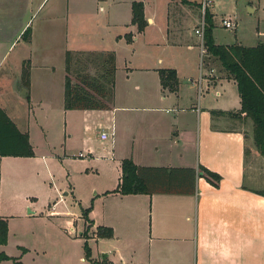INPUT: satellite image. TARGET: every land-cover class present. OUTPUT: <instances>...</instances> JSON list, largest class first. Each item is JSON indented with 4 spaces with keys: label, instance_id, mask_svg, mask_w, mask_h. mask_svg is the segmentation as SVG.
I'll use <instances>...</instances> for the list:
<instances>
[{
    "label": "crops",
    "instance_id": "0c3cea01",
    "mask_svg": "<svg viewBox=\"0 0 264 264\" xmlns=\"http://www.w3.org/2000/svg\"><path fill=\"white\" fill-rule=\"evenodd\" d=\"M174 2L0 0V82L9 83L12 96L25 91L26 108L20 117L0 96V109L28 136L30 113L51 107L65 113L66 120L71 112L101 111L112 125L124 128L116 188L106 192V229L112 231L107 240L121 264H264V196L258 194L264 192V159L253 145L249 121L212 116L241 107L236 83L218 61L216 69L207 55L204 94L188 62L180 57L164 62L158 56L160 47L177 54L196 45L188 35L191 18L174 21ZM133 3L144 8L141 31L132 22ZM109 53L115 75L106 110L66 111L64 85L57 103L45 99L48 92L38 93V83L57 66L66 76V54ZM161 71H174L176 90L162 85ZM210 87L216 97L211 102L206 98ZM111 144L113 153L114 139ZM124 160L136 168H203L220 182L214 186L197 176L191 195H122L116 190Z\"/></svg>",
    "mask_w": 264,
    "mask_h": 264
},
{
    "label": "rangeland",
    "instance_id": "374dc122",
    "mask_svg": "<svg viewBox=\"0 0 264 264\" xmlns=\"http://www.w3.org/2000/svg\"><path fill=\"white\" fill-rule=\"evenodd\" d=\"M173 1L175 4L170 8L174 21L179 17L185 20L190 17L193 21L188 35L196 45L192 51H186L184 46L177 54L168 48L162 52L165 48L160 47L158 56L163 60L183 58L195 82L203 83L206 94L205 79L210 74L206 67L208 54H201L199 39L194 34L201 20L196 18L200 0ZM208 1L212 3L208 13L215 42L244 47L264 45V0ZM175 9L180 12L174 13ZM223 19L236 23V29H224ZM160 35L165 37V33ZM100 57L70 55L69 77L74 81L76 75H99ZM211 60L219 68L217 60L213 57ZM64 77V70L57 66L47 80L38 83V93L44 96L48 92L45 99L57 103ZM9 86L0 82V96L10 112L16 111L21 117L26 109L21 97L23 90L12 96ZM210 88L206 98L211 102L216 97ZM56 109H34L30 113L27 122L32 157L0 160V221L6 226V243L0 245V253L9 258L0 264H121L105 233L106 192L116 188V167L125 152L121 138L124 128L112 125L101 111L71 112L66 120L65 113ZM103 132L109 135L108 141L99 140ZM112 139L117 147L113 153Z\"/></svg>",
    "mask_w": 264,
    "mask_h": 264
},
{
    "label": "trees",
    "instance_id": "16d2710c",
    "mask_svg": "<svg viewBox=\"0 0 264 264\" xmlns=\"http://www.w3.org/2000/svg\"><path fill=\"white\" fill-rule=\"evenodd\" d=\"M132 22L139 31L145 26L143 6L132 5ZM204 47L208 56L215 58L228 78L236 83L240 98V110L236 113L213 112L212 116L227 117L252 125V141L258 154L264 159V45L243 47L237 44H215L212 38V17L206 11L204 15ZM99 75H76L74 81L69 77L70 54H66L64 109L95 111L106 110L113 98L115 60L112 53L100 55ZM161 83L166 88L176 90L177 79L174 71L160 72ZM247 154V152H246ZM33 149L27 133H21L6 113L0 109V158L32 157ZM122 176L116 192L122 195L162 194L191 195L196 177H204L212 185L217 186L220 178L199 168H136L131 161L121 164ZM264 196V192L258 193ZM104 235V234H102ZM106 238L112 231L106 229ZM6 243V226L0 221V245ZM9 258L0 253V262ZM20 264V263H19Z\"/></svg>",
    "mask_w": 264,
    "mask_h": 264
},
{
    "label": "built area",
    "instance_id": "2783aa9c",
    "mask_svg": "<svg viewBox=\"0 0 264 264\" xmlns=\"http://www.w3.org/2000/svg\"><path fill=\"white\" fill-rule=\"evenodd\" d=\"M200 24L199 26L195 29L194 34L196 37L199 39L200 43V50L201 54L204 55L206 54V50L204 47V30H205V22H204V15L206 11L211 7L212 3L208 0H200ZM222 26L226 30L233 31L236 29V23L232 22L230 19H223L222 20ZM212 73V71H211ZM99 138L101 141H106L109 138V135L105 132L101 133L99 135Z\"/></svg>",
    "mask_w": 264,
    "mask_h": 264
},
{
    "label": "water",
    "instance_id": "95a60500",
    "mask_svg": "<svg viewBox=\"0 0 264 264\" xmlns=\"http://www.w3.org/2000/svg\"><path fill=\"white\" fill-rule=\"evenodd\" d=\"M25 94V91H23V95Z\"/></svg>",
    "mask_w": 264,
    "mask_h": 264
}]
</instances>
